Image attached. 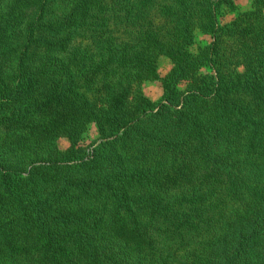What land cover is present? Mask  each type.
Instances as JSON below:
<instances>
[{
	"label": "trees",
	"instance_id": "16d2710c",
	"mask_svg": "<svg viewBox=\"0 0 264 264\" xmlns=\"http://www.w3.org/2000/svg\"><path fill=\"white\" fill-rule=\"evenodd\" d=\"M3 1L0 124L54 145L25 170L0 157V264H264V0ZM85 35L96 51H71ZM149 74L163 97L140 108ZM66 114L101 140L61 148L39 120Z\"/></svg>",
	"mask_w": 264,
	"mask_h": 264
},
{
	"label": "rangeland",
	"instance_id": "374dc122",
	"mask_svg": "<svg viewBox=\"0 0 264 264\" xmlns=\"http://www.w3.org/2000/svg\"><path fill=\"white\" fill-rule=\"evenodd\" d=\"M19 3H15L17 6L16 13H19V10L21 7L25 8V10L30 11L27 9L28 7V2L18 0ZM22 2V3H21ZM238 3L243 7L244 9L250 7L251 0H238ZM21 6V7H20ZM2 9H6V2H2ZM121 11L126 12L128 10L132 11L134 15L139 16L140 12L145 14V17L139 16L138 19H134L133 21L135 22L136 26H139L141 24H144V28L148 29L150 28V24L155 21V15L152 10L149 8H143L140 9L139 6H135L132 2L126 1L122 3ZM49 15H46L44 18L43 22H46V20L49 18ZM231 17L228 16L227 18ZM34 17H31L30 22L34 20ZM11 21L10 26H11V31L8 32V36H11V34L18 35L19 37H23L25 34L28 24L25 23L26 18L14 16L10 14L7 15V21ZM151 22V23H150ZM132 23V21H131ZM130 23V24H131ZM87 26L84 27H92V24L89 25L90 23H86ZM122 25H125V23H122ZM121 26V25H119ZM15 32V33H14ZM19 32V33H16ZM84 39H74V43L71 46V51L75 50L76 52H90L94 53L96 51L94 44H93V39L89 36H83ZM197 37L199 39H207L205 35H203L202 32H197ZM158 70L162 75H166L168 71L172 67V61L169 57L162 55L158 58ZM16 71L17 68L14 64H11L10 67L6 71V76L7 80L9 82H12L16 78ZM136 89L138 91L136 96L138 97L135 100H138L139 104L141 105L140 108L142 107V104H145V100H148V102L154 106L159 100L163 97L164 89L162 85V81L157 78H150V74L142 78L140 80V83L137 84ZM97 98V97H96ZM99 99V98H97ZM40 124H47L51 129L49 130L50 133L54 135H60V138L58 139V142L60 144L61 148H65L68 146L69 141H68V132L72 129L75 130L77 127L81 129V131L84 134H87V137L89 140H96L100 141V135L97 130V126L95 122H87L81 121L79 126H75L71 124V121L68 117V114L63 115V116H42L40 115ZM35 122L34 124H36ZM40 133V128H38L36 125H34L32 128H16L12 129L9 126L2 125L0 124V157L4 158L6 160V163L14 164L15 166L21 167L22 169H27L31 166V164L37 160H40L41 158L37 157L36 150H49L50 147L54 145V143H48L46 144V141H42V138L38 136ZM44 147V148H43ZM50 152V150H49ZM44 154V153H43ZM189 172V171H188ZM202 178H199L201 180ZM222 195L220 197V200H228L227 198H224ZM235 201V200H234ZM249 206L248 199L243 201V204L239 206L238 212H241V206Z\"/></svg>",
	"mask_w": 264,
	"mask_h": 264
}]
</instances>
